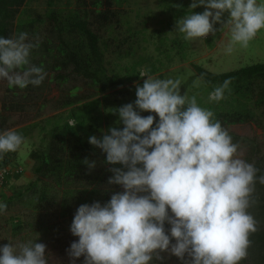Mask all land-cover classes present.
<instances>
[{
  "label": "clouds",
  "instance_id": "obj_1",
  "mask_svg": "<svg viewBox=\"0 0 264 264\" xmlns=\"http://www.w3.org/2000/svg\"><path fill=\"white\" fill-rule=\"evenodd\" d=\"M201 6L202 13L192 11ZM188 10L175 25L186 42L214 34L220 24L230 34L231 53L236 45L247 48L264 30V0H191ZM38 46L26 32L0 36V81L21 90L39 86L46 73L31 63ZM140 77L135 100L113 111L122 127L88 138L104 154V164L121 166L108 169L107 184L122 191L103 204L76 208L69 232L78 239L66 249L69 264L80 257L82 264H153L164 252L181 264H240L256 231L247 210L257 169L238 158V145L211 110L180 94V80L147 71ZM229 83L216 87L209 100H222ZM22 141L16 131L0 132V159ZM84 163L90 170L96 166ZM259 180L264 183V176ZM6 208L0 202V214ZM35 241L0 246V264H48L46 246Z\"/></svg>",
  "mask_w": 264,
  "mask_h": 264
},
{
  "label": "trees",
  "instance_id": "obj_2",
  "mask_svg": "<svg viewBox=\"0 0 264 264\" xmlns=\"http://www.w3.org/2000/svg\"><path fill=\"white\" fill-rule=\"evenodd\" d=\"M28 1L0 0V36L7 38L26 32L30 41L39 42V46L32 50L31 63L44 69L49 82L64 91L63 86L77 78L93 93L80 97L77 94L79 86L73 85L57 100V107L64 109L62 113L16 129L23 139L33 130L41 135L38 146L28 154L35 179L25 186L14 188L12 194L4 197V200L6 204H10L25 198V204L31 206L35 215L44 208L53 207L57 210L58 217L70 226L79 205L94 201L103 204L113 192L122 191L118 185L99 187L94 183L85 186L75 181L88 168L84 163L85 159L95 161L100 168V173L95 174L99 181L108 180L112 175L108 170L110 167H121L119 164H104V155L98 156L97 151L88 143V138L109 127H122L116 124L118 117L113 111L133 102L135 86L143 82H138L139 72L136 71L125 77L110 73L105 61L106 43L93 28L95 23L111 27L112 16L109 12L114 11L110 9H121L127 0H90L89 4L86 0H66L65 6L60 7L58 0H46L44 15L35 17L24 14V6ZM180 7L184 9V4L180 3ZM173 44L179 45L177 42ZM181 49L179 46V50ZM181 56L183 58L185 55ZM192 68L204 82L208 94L225 80L230 81L224 98L218 102L212 101L206 108L214 113L215 119L232 137L233 143L247 142V139L229 132L227 127L230 125L251 123L264 133V63L218 74L198 65H193ZM42 89V84L37 87L29 85L22 90L7 87V91L13 96L21 93L20 97L24 102L32 100ZM93 95L96 97H92ZM13 108L22 110L23 106L12 103L2 105L0 132L11 128L12 125L5 121L8 119L7 112ZM141 115L147 116L149 113L142 112ZM152 115L155 116L154 113ZM248 145L250 150L245 161L253 164L257 172L247 211L255 220L256 231L249 234L247 259L240 264H264V183L259 180L264 176V153L259 151L254 142L251 141ZM18 149L0 159V167L12 165ZM91 155L93 156L90 158ZM97 157L100 158V163ZM18 175H8L5 180ZM43 177L52 178L50 180L55 185ZM41 216L32 218L38 222L31 225V233L40 234L35 242L51 231L56 233L60 228L59 225H44ZM168 227L165 223L166 232ZM12 228L13 235H17L24 228L23 221L17 220Z\"/></svg>",
  "mask_w": 264,
  "mask_h": 264
},
{
  "label": "rangeland",
  "instance_id": "obj_3",
  "mask_svg": "<svg viewBox=\"0 0 264 264\" xmlns=\"http://www.w3.org/2000/svg\"><path fill=\"white\" fill-rule=\"evenodd\" d=\"M65 2L66 0H58L57 3L60 7L65 6ZM89 2L90 0H86L87 4ZM180 3L184 4V9H180ZM190 3L191 0H127L121 9L115 10L114 7L110 9L115 12V15L114 12H109V15L112 16L111 27H104L98 23L93 25L101 40L106 43L105 61L110 73L125 77L136 71L139 72L138 82H143L144 78L140 77L142 71H147L149 75L159 79H178L181 82L180 94L186 95L188 98L194 96L198 105L206 108L212 101L209 100L204 82L194 72L193 65L218 74L264 63V30L257 33L247 48L236 45L231 53L226 51L230 34L228 29L221 28L220 24L214 25V28L217 29L214 34H209L195 42L184 41L182 35L175 30V25L176 21L189 11ZM24 8V14L32 17L43 16L47 8L46 0H29ZM182 10L184 11L181 12ZM192 11L202 13L204 8L201 6ZM226 17L227 13L222 19H226ZM173 42H177L179 45H174ZM179 46L182 47L181 50H179ZM181 54L185 56L182 58ZM41 84L43 89L39 94L36 97L32 96L33 99L29 102H24L21 100V93L13 96L11 92L7 91L6 81H0V111L3 104L8 106L12 103L23 106L22 110L13 108L7 112L8 119L5 122L12 125L9 130L16 131L30 123L41 122L46 117L62 113L64 109L57 107V100L67 88L73 85L79 86L77 94L80 97L93 93L81 79L77 78L68 81L63 86L64 91L53 82H49L47 76ZM92 97H96V95ZM227 130L247 139V142L237 144L238 158L243 160L247 158L250 150L248 144H251V141L258 145L261 153H264V133L253 124L230 125ZM102 131L106 132L107 129ZM102 131L93 135L100 137ZM40 136L37 130H33L23 139L13 164L9 166L12 169L20 167L21 173L18 176L10 177L0 185V202L6 204L4 197H9L14 188L25 186L29 181L35 179L31 170L32 161L28 154L31 149L38 146ZM90 146L97 151L98 156L104 155L98 148ZM97 159L100 163V158L97 157ZM99 169L98 165L91 170L85 169L75 183L85 186L95 183L99 187H110L107 180L99 181L95 178V174L100 173ZM43 179L54 184L50 180L52 178L43 177ZM25 200L23 198V200H15L13 203L6 204V210L0 214V246L9 242L18 246L29 240L38 239L40 234H32L30 228L31 225L38 222L36 219H32L33 216L42 215L40 219L44 225L60 226L56 233L51 231L46 237L41 236L37 241V243H43L46 246L45 254L48 264H69L66 249L77 238L69 232L68 223L58 217L57 210L53 207L44 208L35 215L31 206L25 204ZM17 220L23 221L24 228L17 235H13L12 226ZM160 255L164 259L162 261L154 260L153 264H181L176 257L170 256L167 252L160 253ZM246 259L247 257L240 263H244ZM82 262L83 257H80L76 259L75 264H82Z\"/></svg>",
  "mask_w": 264,
  "mask_h": 264
},
{
  "label": "built area",
  "instance_id": "obj_4",
  "mask_svg": "<svg viewBox=\"0 0 264 264\" xmlns=\"http://www.w3.org/2000/svg\"><path fill=\"white\" fill-rule=\"evenodd\" d=\"M21 173V168L16 167V168H10L9 166L5 167H0V185H2L6 180V177L8 175L12 174H20Z\"/></svg>",
  "mask_w": 264,
  "mask_h": 264
}]
</instances>
